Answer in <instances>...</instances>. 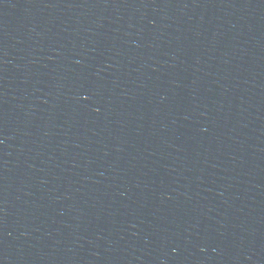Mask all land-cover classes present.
<instances>
[{
	"label": "water",
	"instance_id": "obj_1",
	"mask_svg": "<svg viewBox=\"0 0 264 264\" xmlns=\"http://www.w3.org/2000/svg\"><path fill=\"white\" fill-rule=\"evenodd\" d=\"M0 264H264V0H0Z\"/></svg>",
	"mask_w": 264,
	"mask_h": 264
}]
</instances>
